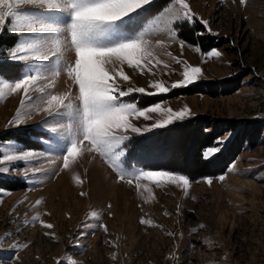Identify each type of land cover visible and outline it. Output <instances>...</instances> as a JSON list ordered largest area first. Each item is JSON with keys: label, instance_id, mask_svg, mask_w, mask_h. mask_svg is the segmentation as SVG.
Returning <instances> with one entry per match:
<instances>
[{"label": "rangeland", "instance_id": "1", "mask_svg": "<svg viewBox=\"0 0 264 264\" xmlns=\"http://www.w3.org/2000/svg\"><path fill=\"white\" fill-rule=\"evenodd\" d=\"M186 2L196 14L190 22L174 21L175 0H150L130 26L136 31L146 27L153 55L171 67L158 65L156 75H140L124 66L131 83L118 81L121 88L153 92L150 82L162 81L170 90L133 92L123 101L140 108L159 103L162 112L187 107L191 114L151 130L147 126L166 118L162 112L149 113L148 120L134 117L132 123L145 130L127 133L126 165L87 152L85 142L77 162L64 169L62 154L73 127L67 113L52 119L37 111L46 105L35 92V103L22 108L21 95L0 86V159L33 153L0 166L7 169L0 171V264H264V0L244 5L240 0ZM13 5L16 11L33 7L16 8L15 0ZM201 18L208 21L207 28ZM173 23L176 31L170 32ZM6 33H0V79L11 81L2 70L20 65L19 76L25 62L7 58L15 46L4 42L15 37ZM212 50L222 55L213 57ZM64 56L74 62V53L65 51L59 65L48 66V81H54L48 91L71 93L75 106L77 87L66 72L54 76L52 71L63 67ZM193 66L201 68L193 82L172 89L171 83L183 81L184 70ZM18 111L20 119L11 124ZM216 147L217 152L209 151ZM122 167L128 173L154 169L183 174L190 185L184 189L161 180L157 186L132 175L120 180Z\"/></svg>", "mask_w": 264, "mask_h": 264}, {"label": "snow or ice", "instance_id": "2", "mask_svg": "<svg viewBox=\"0 0 264 264\" xmlns=\"http://www.w3.org/2000/svg\"><path fill=\"white\" fill-rule=\"evenodd\" d=\"M149 3L150 0H15L16 8L27 4L34 9L19 12L14 10L13 0H0V33L7 30L17 36L15 47L9 50L7 58L26 64L32 62L28 70L15 79L11 81L0 79V86L7 88L12 94L21 95L22 108L28 102L35 103L36 98L32 96L35 92L40 94L39 100L46 105L42 109L37 108V111H44L52 119H62L67 113L73 127L68 132V141L62 154L64 169L77 162L76 157L85 142L88 145L87 152L114 158L120 164L126 165L124 157L128 155V150L125 141L130 139L127 133L139 134L145 130L133 124L132 119L142 117L148 120L149 113L162 112L159 103L140 108L134 102L125 103L122 98L133 92L148 95L166 94L170 89L164 82H150L149 86L154 89L153 92H147L144 87L123 89L118 83V81L131 83V77L123 70L124 66L140 75H156L158 65L165 69L171 67L153 55L152 42L146 38V27L140 31L130 29L131 25L140 20L139 10L144 9ZM175 3L179 8L174 21H192L196 14L192 12L189 3L186 0H175ZM240 3L244 5L246 0H240ZM54 16L64 19L59 23L46 22L48 17ZM9 18L12 27L6 28ZM201 23L208 27V21L201 18ZM25 30L26 34H22ZM169 31H176L175 23ZM49 41L52 47H48ZM157 45L163 47L164 42L157 41ZM65 51L74 53V62H69L64 56L63 67H54L52 71L54 76L62 71L66 72L77 87L78 95L75 99L78 105L75 106L69 100L71 93L55 95L48 91L54 87V81L49 82L46 75L48 66L59 65ZM168 55L171 56V52H168ZM211 55L219 57L222 53L212 50ZM172 58L178 64L183 63L179 57ZM117 65L120 66L118 71L115 67ZM200 73L201 68L198 66L191 67L190 71L186 68L183 72V81L173 82L170 87L172 89L184 87L193 82L194 77ZM2 95L0 92V96ZM190 114L187 107L178 112L168 109L162 112L165 119L157 120L147 128L148 130L163 128L172 123L173 118L181 120ZM20 115L18 111L16 120L11 124H16ZM28 118L30 115L25 117ZM51 131L55 132L57 129L52 128ZM220 142H223V138ZM218 150L219 147L209 149L212 153ZM32 155V152H24L18 156L4 155L0 159V166L9 161L26 160ZM112 166L117 167L115 163ZM6 170L0 168V171ZM126 175H132L137 180L141 177L147 178L157 183V186L161 180L178 187L182 186L184 189L190 185V180L185 175L166 170L140 169L128 173L126 168H119L118 179L123 180ZM224 179L223 175L219 177L220 181ZM127 182L132 184L133 180L129 179ZM206 182L211 185L212 179L207 178ZM136 186L139 187L138 184ZM80 195L85 196L87 193L81 192ZM141 223L145 221L142 219ZM147 223L151 224V221ZM42 227L52 229L54 225L42 223ZM100 227L107 232L105 225L101 224ZM58 264L61 262L58 261Z\"/></svg>", "mask_w": 264, "mask_h": 264}, {"label": "trees", "instance_id": "3", "mask_svg": "<svg viewBox=\"0 0 264 264\" xmlns=\"http://www.w3.org/2000/svg\"><path fill=\"white\" fill-rule=\"evenodd\" d=\"M14 42H15V39L14 38H8L6 39V41L4 42V45L5 46H9V48H11V46L14 45ZM8 44V45H6ZM1 64V63H0ZM15 66L11 67L10 70H2V73L4 74V76L7 77V79H15L16 77H18V74L21 70V66L20 65H17V64H14ZM7 139V137H6ZM20 140V139H18ZM197 160L199 159V156L197 155Z\"/></svg>", "mask_w": 264, "mask_h": 264}, {"label": "crops", "instance_id": "4", "mask_svg": "<svg viewBox=\"0 0 264 264\" xmlns=\"http://www.w3.org/2000/svg\"><path fill=\"white\" fill-rule=\"evenodd\" d=\"M24 11H34V9H33V7H25V8H23V11H19V12H24ZM52 18L55 19V20H53L52 23H59V22H62V20L64 19V17H57V16H54V17H52ZM9 26L12 27V24H11L10 21H9V23H8V27H9ZM8 27H7V28H8ZM6 31H7V30H6ZM22 34H24V33H22ZM5 36H14V37H15V41H17V36H16V35H13L12 33L8 32V31H7V33L5 34ZM14 46H15V43H14ZM29 66H30V64L27 65L26 63H23V70H22V72L27 71ZM49 70H51V69H49Z\"/></svg>", "mask_w": 264, "mask_h": 264}]
</instances>
